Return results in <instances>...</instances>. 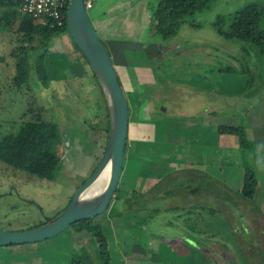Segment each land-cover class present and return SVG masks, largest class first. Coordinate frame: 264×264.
I'll list each match as a JSON object with an SVG mask.
<instances>
[{"label":"rangeland","instance_id":"obj_1","mask_svg":"<svg viewBox=\"0 0 264 264\" xmlns=\"http://www.w3.org/2000/svg\"><path fill=\"white\" fill-rule=\"evenodd\" d=\"M93 2V8L86 11L98 38L104 47H108L106 38L119 45L111 53L116 62L122 61L128 68L127 85L122 86L129 105L128 155L118 197L144 193L148 207L159 208L157 219L164 223L157 225L154 234L190 237L191 245L199 249L195 255L202 264H264V60L241 44L219 36L212 26L217 16L232 14L250 2L264 4V0H210L206 9L194 15L197 26L184 25L168 40L153 34L150 16L158 0H122L104 17L101 0ZM114 21L123 22L120 34L126 40H117L118 36L113 34L118 31ZM98 22L104 25L103 34L98 31ZM44 40L39 35L28 38L16 28L7 30L2 26L0 125L4 133L15 132L21 123L37 114L56 122L62 139L55 147V155L63 168L58 179L49 182L0 164V228L4 230L34 228L58 216L69 205L75 190L93 173L106 147L105 134L91 132L82 123L84 117H89L101 129L106 124L101 92L94 78L81 58L73 60L77 52L66 32ZM19 47L35 53L42 52L43 47L61 49L71 61L68 79L52 82L48 88L39 83L32 89L18 87L15 67L22 55ZM120 52L126 53L125 62ZM225 65L251 70L254 74L249 89L256 93L247 95L244 75L239 71L221 72L218 76L215 70ZM210 67L215 70L210 71ZM114 68L120 77L122 71L115 65ZM236 123L245 126L258 155L250 153L243 157L235 150L238 144L233 136L217 133L219 124ZM226 149L233 150L230 153ZM224 155L234 163L245 158L253 167L258 178L253 198L260 209L257 220L240 218L224 204L233 203L236 198L222 186L235 191L243 178V169L220 163ZM190 176L199 182L210 181L211 192H206L205 187L198 189L195 181L194 188L187 189ZM183 179L184 186L180 184ZM164 189L174 191L165 195ZM192 204L216 205L221 213L211 216L202 211L205 221L198 215L189 221L190 217L180 216L172 209ZM240 206L246 216L253 213L243 201ZM145 214L126 212L122 217L125 215L129 223ZM98 217L92 218L94 224ZM168 220L172 224H165ZM228 221L235 231L232 232ZM189 223L204 232L189 230L185 226ZM65 231L72 230L69 227ZM62 234L52 239L57 240ZM81 240L85 244L76 241L70 253L54 251L58 264H67V258L72 264H103L86 254L89 247L91 255L96 256L95 241L85 237ZM177 246H182L181 242Z\"/></svg>","mask_w":264,"mask_h":264},{"label":"trees","instance_id":"obj_2","mask_svg":"<svg viewBox=\"0 0 264 264\" xmlns=\"http://www.w3.org/2000/svg\"><path fill=\"white\" fill-rule=\"evenodd\" d=\"M19 3L20 0H0V7H3V10L0 11V31L2 30V26L6 27L7 30L16 28L19 33L28 38L39 35L44 37L45 40L56 38L64 32L67 33L77 52L73 60H79V58H81L89 74H91L98 85L103 100L106 120L104 129H101L99 123L92 124L90 122L92 119L89 117H84L82 123L86 128L90 129L91 132H103L105 134L104 139L106 143L110 126L107 103L94 71L83 57L78 47L74 44L67 31V9L63 12L62 25L50 27L48 25L43 26L37 24L30 16L21 14L18 10ZM209 3L210 0H158L151 16V26L154 36L161 40H168L176 36L184 25L197 26L193 21L194 15L206 9ZM262 20H264V4L260 2H250L232 14L217 16L212 26L219 36L226 40L230 39L231 41L241 44L245 50H252L257 56L264 60V26L262 25ZM51 49L52 48L43 47L42 52L35 53V51H30L29 49H25V47H19L22 55L19 57L20 59L15 67V71L19 77L18 80L16 79L17 81L15 84L18 87L25 86L27 89H32L36 83H39L43 88H48L52 82L68 79L67 71L71 65L69 56L61 49ZM209 70L214 71L215 68L210 67ZM215 71L218 73V76L221 72L233 73L234 71H239L240 74L244 75V87L249 91L247 95L252 96L256 93V90L250 91L249 89V86H252V75L254 73L249 69H245L244 66L237 68L232 65H225L221 68L219 67ZM118 78L121 86H123L119 76ZM125 84L127 85V82H125ZM213 115H215L214 112ZM31 117L32 118L28 121L21 123L15 132L4 133L0 125V164L7 169L22 171L27 175H33L49 182H54L58 179L63 168V163L58 160L55 155V147L61 143L62 139L61 130L56 122L51 119H45L40 114ZM143 125L146 126V124ZM216 130L218 134L233 136L235 142L238 144L235 150L236 152H241L243 157L250 153L252 155H258L257 148H255V141L248 138L245 126L240 123L234 125L219 124ZM127 148L128 142H126L124 160L128 155ZM232 150L233 149H226L225 151L231 153ZM228 159V156L224 155L223 158H220V163L230 168L243 169V178L241 187L235 191L225 185L222 186L225 192L232 194V196L236 198L233 203L224 201V204L232 208L240 218L247 217L249 222L251 218L257 220L259 218L258 213L260 209L253 200L258 187L256 173L253 167H249L245 158L241 163H237L236 160L235 163L237 164H235L234 161H228ZM122 178L123 176H121L113 201L108 209V216L120 218L122 213L131 212L136 214L140 211H144L146 214L142 216V218H136L138 223L151 222L153 219H157L159 216L157 212L160 214L159 208L148 207V200L144 197V193L138 195L133 194L129 198L118 197L117 194L121 189L120 185ZM189 178L191 179V183L186 186L187 189L194 188L192 183L195 181L197 185H199L198 189L205 187L206 192H211L210 181L199 182L191 176ZM185 181L184 179L181 180L180 184L184 186ZM173 191L174 190L164 189V194L169 195L172 194ZM242 201L244 205L246 207L249 206L248 208L253 212L251 215L246 216L244 208L240 206ZM206 206H196L192 204L189 205L188 208L180 207L172 209L176 210V213H179L180 216L190 217L188 220L198 215L201 220L205 221L206 216L202 211L211 216L221 213V209L216 205ZM162 217L165 218L163 215ZM166 223L172 224L171 221H167ZM227 223L232 232L235 231L233 224L229 221ZM257 225H259V223ZM185 226L197 234H202L204 232L194 224L189 223ZM70 228L76 233L87 232L91 234L97 247L95 259H100L103 264H110L107 238L99 225L94 224L92 219H84L73 223ZM256 228L258 229L259 226ZM194 248L192 249V253L195 255L196 252Z\"/></svg>","mask_w":264,"mask_h":264},{"label":"water","instance_id":"obj_3","mask_svg":"<svg viewBox=\"0 0 264 264\" xmlns=\"http://www.w3.org/2000/svg\"><path fill=\"white\" fill-rule=\"evenodd\" d=\"M66 26L72 41L94 71L107 103L110 126L105 151L93 173L75 190L69 205L58 216L26 230L10 231L0 228V246L42 242L65 231L75 222L92 219L106 212L122 176L129 128L126 94L109 54L89 20L84 0H68ZM108 163L109 178L103 190L88 199H82V193L97 181Z\"/></svg>","mask_w":264,"mask_h":264},{"label":"crops","instance_id":"obj_4","mask_svg":"<svg viewBox=\"0 0 264 264\" xmlns=\"http://www.w3.org/2000/svg\"><path fill=\"white\" fill-rule=\"evenodd\" d=\"M121 1L122 0H101L100 4L103 7L101 9L103 17L108 14L115 4ZM91 2V8H93L94 2L93 0H91ZM114 22L116 27H118V31L113 34L118 36L117 40H126L124 35L120 34L122 33L121 24H123V22ZM144 26L145 25H143V27ZM97 27L99 33L103 34L104 31H101L104 30V25L98 22ZM132 40L139 41L134 38H132ZM106 41L108 47L105 46V49L108 54L111 55L114 65L122 71L123 74L120 75V79L122 85H125L127 81L126 74L128 73V71H126V69H128L127 65L126 63L124 65L122 61L116 62L111 53V50L117 49L116 46L119 45L115 44L114 41L109 38H106ZM115 42L118 43V41ZM120 54L125 62V60H127V58H125L126 53L120 52ZM124 91L126 92V90ZM124 217H110L108 216L107 210L102 216H99L96 221V225L98 222V225L102 228L107 238L110 264H202L200 262L202 260L197 259L198 257L192 253L194 246L191 245L192 240L190 237H188V239L184 237V234L177 236L162 234L157 236L155 235L157 234L155 228L158 227L157 225H164V223L160 222L158 219H153L151 222L147 221L144 223H138L137 219H132L128 223L129 220L126 221ZM165 224L167 223L165 222ZM82 237L87 238L88 241L92 240V235L87 232L76 233L74 231H63V234L57 240L51 238L41 243L0 246V264H58L59 261L55 259L54 251L57 250L70 253L72 246L77 243L76 241L83 243L81 240ZM178 242H181L182 246H177V248L176 243ZM84 244L85 243H83V245ZM194 249L195 252L199 250L196 247ZM85 251L88 257L92 259L95 257L91 255L89 247ZM66 260L67 264L68 261L72 264V260L70 261L68 258Z\"/></svg>","mask_w":264,"mask_h":264},{"label":"built area","instance_id":"obj_5","mask_svg":"<svg viewBox=\"0 0 264 264\" xmlns=\"http://www.w3.org/2000/svg\"><path fill=\"white\" fill-rule=\"evenodd\" d=\"M67 5L68 0H20L18 10L21 14L30 16L37 24L58 27L62 25ZM84 6L86 10L90 9L91 0H85Z\"/></svg>","mask_w":264,"mask_h":264},{"label":"bare ground","instance_id":"obj_6","mask_svg":"<svg viewBox=\"0 0 264 264\" xmlns=\"http://www.w3.org/2000/svg\"><path fill=\"white\" fill-rule=\"evenodd\" d=\"M109 172H110V164L104 168L102 173L100 174L99 178L96 182H94L84 193H82L81 198L82 199H88L92 195H95L99 193L103 188L105 187L108 178H109Z\"/></svg>","mask_w":264,"mask_h":264}]
</instances>
